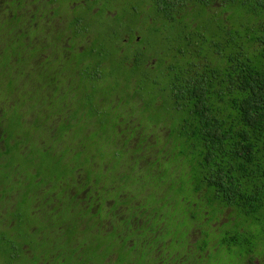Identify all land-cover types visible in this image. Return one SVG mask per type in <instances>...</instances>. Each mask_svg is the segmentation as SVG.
I'll use <instances>...</instances> for the list:
<instances>
[{
  "label": "trees",
  "instance_id": "trees-1",
  "mask_svg": "<svg viewBox=\"0 0 264 264\" xmlns=\"http://www.w3.org/2000/svg\"><path fill=\"white\" fill-rule=\"evenodd\" d=\"M33 1L0 0V264L260 261L264 0Z\"/></svg>",
  "mask_w": 264,
  "mask_h": 264
},
{
  "label": "flooded vegetation",
  "instance_id": "flooded-vegetation-1",
  "mask_svg": "<svg viewBox=\"0 0 264 264\" xmlns=\"http://www.w3.org/2000/svg\"><path fill=\"white\" fill-rule=\"evenodd\" d=\"M89 3H91V6H89ZM77 7H84L83 11L78 13L76 9ZM28 8L30 10L29 13H27ZM97 11L98 6L97 4H93V0H35L28 4L25 14L31 13L32 16L36 15L41 17V21H47L48 18L55 21L67 20L69 18L75 20L79 17L89 20V14L94 15ZM41 29L43 32L46 30L44 23L41 24ZM255 262L260 264L259 259L255 260Z\"/></svg>",
  "mask_w": 264,
  "mask_h": 264
},
{
  "label": "rangeland",
  "instance_id": "rangeland-1",
  "mask_svg": "<svg viewBox=\"0 0 264 264\" xmlns=\"http://www.w3.org/2000/svg\"><path fill=\"white\" fill-rule=\"evenodd\" d=\"M31 1H32V0H31ZM74 1H76V0H74ZM77 1H78V0H77ZM130 1H131V3H132L135 7L139 6V5H137V1H135V0H130ZM89 6H91V3H89ZM83 8H84V7H77V8H76V9H77V12H78V13H81V11H83ZM29 12H30V10H29V8H28L27 13H29ZM97 13H98V12H97ZM97 13L94 14V15L89 14V20H94V19H95V20H101L100 17H99V14H97ZM84 19H86V18H84ZM23 26H24V25H23ZM25 26H26V27L28 26V27H27V31L31 28L29 25H25ZM25 26H24V27H25ZM59 26L62 27V26H64V25H63L62 23H59ZM31 32H32V31H31ZM39 39H40V38H39ZM39 41H40V40H39ZM79 48H80V49L83 48L82 44L79 45ZM12 62H13V63H16L15 60H13ZM15 113L18 114V111H16ZM10 114L13 115V112H11ZM115 247H116V246H115V242H113V243L110 242V243H108V249H107V250L111 252L112 250L115 249ZM107 250H106V251H107ZM157 250H158V251H157L158 254H162V255H164V256L166 255V253H164L163 249L160 248V249H157ZM158 254H157V255H158ZM120 256H122L121 252L118 253V256H117L116 258H120V259L123 258V259H124V260H123V263L118 262V263H114V264H128V263H129V262H128L129 259H130V261L133 259V261L130 262V263H132V264H140L139 260H138V259H137V260L134 259V257H132V258H125V257H120ZM126 259H127V260H126ZM114 261H116V260L114 259L113 262H114ZM130 263H129V264H130ZM259 263H260V264H263V263H264V256H263L262 258H260ZM245 264H246V262H245ZM254 264H257V263L254 261Z\"/></svg>",
  "mask_w": 264,
  "mask_h": 264
}]
</instances>
